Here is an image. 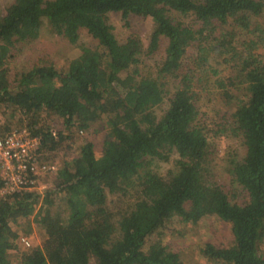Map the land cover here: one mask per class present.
Segmentation results:
<instances>
[{"label":"trees","instance_id":"obj_1","mask_svg":"<svg viewBox=\"0 0 264 264\" xmlns=\"http://www.w3.org/2000/svg\"><path fill=\"white\" fill-rule=\"evenodd\" d=\"M111 13L151 21L146 45L134 36L119 43ZM80 30L96 45H78ZM42 34L75 46L76 56L64 68L40 60L17 72L14 43ZM262 50L264 0H14L0 11V135L27 130L49 163L62 153L42 192L0 197V264L13 255L16 264H185L154 238L175 221L206 219L231 235L227 245H203L207 262L264 264ZM154 55L157 76H143ZM213 78L225 112L212 131L244 149L229 161L230 183L211 171V123L201 119ZM84 133H101L99 146L74 142ZM173 154V171L159 175L153 162ZM109 197L130 201L111 206ZM32 226L42 240L24 247Z\"/></svg>","mask_w":264,"mask_h":264},{"label":"rangeland","instance_id":"obj_2","mask_svg":"<svg viewBox=\"0 0 264 264\" xmlns=\"http://www.w3.org/2000/svg\"><path fill=\"white\" fill-rule=\"evenodd\" d=\"M14 0H0V11H4ZM107 23L112 29V33L116 37L119 43H124L130 36L137 37L144 45L147 43L152 30L153 23L148 20H143L138 17L131 16L127 19H123L120 14H108ZM13 46V53L15 54L14 69L17 72H26L31 69L35 63H39L43 60L45 63L53 64L56 68H64L68 63L76 56L77 48L57 37H51L47 34L42 36L33 43L15 42ZM78 45L83 46H95L96 42L87 34L85 30L79 31ZM77 46V45H76ZM264 54V50L260 51ZM160 57L154 55L150 58L144 59V63L141 66V74L143 76H157V66L160 62ZM217 62H221L217 60ZM212 65H216V62H212ZM220 77L228 76L227 65L217 66ZM216 79V78H215ZM214 78L208 82L207 91L202 92L203 100L200 103V112L203 114L201 119L207 121L210 124L208 129L211 131L208 134V140L213 150V161L211 163V171L215 174L217 180L230 183L229 177L226 175V169L229 161H231L235 155L242 157L244 149L241 146L240 141L237 138L218 134L215 135V126L217 122V114L222 115L225 112L224 107L220 102V92L213 85ZM168 80H166V83ZM170 89V87H168ZM0 120V124H1ZM213 123V124H212ZM213 125V126H212ZM54 128V127H53ZM15 130V129H14ZM1 131V130H0ZM55 129H53V132ZM101 133L96 136L89 133H84L83 136L79 134L75 137L74 142L78 144L82 138H88L94 141L95 145L101 142ZM74 154V153H73ZM47 158V157H45ZM44 162L51 164V162L59 168L62 164V153H57L54 158L50 160V163L45 160ZM176 154H173L168 161H154L152 168L163 177H167L174 168V162L176 160ZM52 166V165H51ZM53 173H49L44 176L37 189L38 192H42L48 185ZM236 187L233 186V189ZM112 202L119 207L126 206L129 199L109 197ZM27 238L32 246H37L42 240L41 231L32 226L31 232ZM156 243L167 245L172 251L179 254L180 258L185 264H211L206 261L202 256L201 249L205 243H211L214 245H227L230 243L231 235L230 229L227 225L216 221L215 219H206L195 224H183L175 221L170 231H166L162 235L154 238ZM20 250H23L20 247ZM260 253H264V239L259 245ZM11 264H16L17 257L13 255ZM224 264V263H220Z\"/></svg>","mask_w":264,"mask_h":264},{"label":"built area","instance_id":"obj_3","mask_svg":"<svg viewBox=\"0 0 264 264\" xmlns=\"http://www.w3.org/2000/svg\"><path fill=\"white\" fill-rule=\"evenodd\" d=\"M40 146L39 138L32 137L25 129L0 135V179L3 184L0 197L37 190L40 180L55 171V167L43 161ZM20 243L24 247L31 245L24 237Z\"/></svg>","mask_w":264,"mask_h":264}]
</instances>
